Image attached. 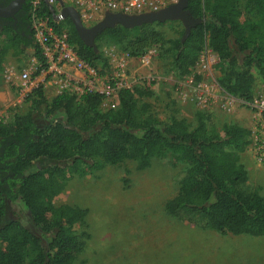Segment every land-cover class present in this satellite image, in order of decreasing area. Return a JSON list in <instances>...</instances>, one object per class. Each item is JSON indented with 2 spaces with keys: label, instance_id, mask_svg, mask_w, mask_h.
I'll use <instances>...</instances> for the list:
<instances>
[{
  "label": "trees",
  "instance_id": "16d2710c",
  "mask_svg": "<svg viewBox=\"0 0 264 264\" xmlns=\"http://www.w3.org/2000/svg\"><path fill=\"white\" fill-rule=\"evenodd\" d=\"M31 24L30 0L25 2ZM56 33L67 29L78 56L101 74L109 65L101 52L86 45L70 19L54 22ZM185 12L193 21L189 34L179 21L135 28L105 29L95 42L140 45L156 35V26L172 27L169 43L178 79L191 75L206 43L221 58L219 85L231 96L250 101L257 82H264V0H188ZM145 48L134 54L139 55ZM33 57L48 67L33 27L24 35L0 28V75L9 58ZM172 107L163 121L150 87L121 89L118 106L105 109L99 93L65 90L47 99L38 86L24 99L23 113L0 120V264H74L85 251L88 235L74 227L88 212L54 200L75 177L82 178L103 164L136 163L137 170L171 155L185 165L176 177L178 194L166 205L178 221L201 229L233 235L264 237V196L249 184L242 158L252 143L251 131L232 121L217 125L210 111L198 109L194 123L178 117L180 108L169 92ZM162 95L159 98H162ZM9 203H18L26 219H8Z\"/></svg>",
  "mask_w": 264,
  "mask_h": 264
},
{
  "label": "rangeland",
  "instance_id": "374dc122",
  "mask_svg": "<svg viewBox=\"0 0 264 264\" xmlns=\"http://www.w3.org/2000/svg\"><path fill=\"white\" fill-rule=\"evenodd\" d=\"M153 30L156 35L140 45L119 46L104 41L95 44L105 60L108 59L105 50L113 46L120 55L135 61L138 55L134 53L139 49L155 50L153 64L146 69V74L137 78L140 83H134V87L136 84V87H150L154 91V96L148 100L156 104L163 121L172 113V107L167 106L169 99L162 95L169 92L180 108L178 117L194 123L198 108L181 97L178 87L183 80L175 76L173 59L168 53V42L177 35L168 26H156ZM22 59V66L13 57L9 58L8 65L19 71H30L34 80L39 66L37 60L31 56ZM150 75L155 77V82L148 86L143 79ZM263 87L264 82L258 81L257 90ZM11 92L6 105H0V120L5 122L12 119L10 111L23 113L25 110L23 103H14L19 95ZM116 106L115 98L103 104L105 109ZM212 113L217 125L224 121L249 125L248 111L238 110L228 116L217 107ZM242 162L250 175L249 184L264 196V166L252 161L248 152ZM184 169L185 165L168 155L153 160L145 170H137L135 162L125 161L117 165L103 164L82 178L72 179L54 204L79 207L88 212L84 222L74 227L76 233L89 236L85 251L74 264H264V237L217 233L183 223L167 213V203L179 192L176 177ZM26 214L18 203H9L8 219L24 221Z\"/></svg>",
  "mask_w": 264,
  "mask_h": 264
},
{
  "label": "built area",
  "instance_id": "2783aa9c",
  "mask_svg": "<svg viewBox=\"0 0 264 264\" xmlns=\"http://www.w3.org/2000/svg\"><path fill=\"white\" fill-rule=\"evenodd\" d=\"M178 2L179 0H30L34 36L43 49L48 64L47 69L42 70L40 73H47L48 77L60 82L59 93L65 90L80 95L92 92L102 94L108 100L116 99L121 89L134 88V83L127 82L129 75L124 63L118 65V69L122 70L123 76H120L114 84H105L100 88L97 84L101 79L99 69L91 67L79 58L75 47L69 41L70 34L67 29L56 33L54 27L50 24V19L39 15L38 8L40 4H46L52 13L54 22L58 25L67 20L62 17L63 9L71 7L78 12L84 25L93 27L103 21L109 14L128 17L153 14ZM105 53L108 57L107 60L112 63H116L120 56L129 60L127 55H120L121 53H119L116 46L109 47L105 50ZM155 56V50L144 49L138 55L137 60L140 66L148 69L153 64ZM220 63L221 58L206 43L200 52L191 75L183 79L179 85L180 95L184 101H192L201 111L212 112L216 111L218 107V110L228 116L238 110L248 111L249 125L247 128L251 131L252 143L247 152L252 161L264 166V87L263 89H256L255 95L250 101L231 96L219 85L220 72L218 68ZM65 65L81 72L82 76L75 78L73 81H67L62 70ZM3 77L25 98L34 81L30 71H19L16 67L10 65L5 67ZM143 80V83L149 86L155 82V77L150 75Z\"/></svg>",
  "mask_w": 264,
  "mask_h": 264
},
{
  "label": "water",
  "instance_id": "95a60500",
  "mask_svg": "<svg viewBox=\"0 0 264 264\" xmlns=\"http://www.w3.org/2000/svg\"><path fill=\"white\" fill-rule=\"evenodd\" d=\"M188 0H179L175 5L168 7L158 13L139 15V16H124V15H113L109 14L105 17L103 21L91 28H86L83 24L78 12L71 7L63 9L62 17L64 19H70L80 38L83 42L94 48L98 52L97 46L95 44V39L99 34H101L105 29L112 28L117 25H122L125 28H135L141 27L147 24L153 23H165L167 21H176L180 20L183 22L186 28V34L188 35L193 21L189 18L188 14L185 12L187 7Z\"/></svg>",
  "mask_w": 264,
  "mask_h": 264
},
{
  "label": "crops",
  "instance_id": "0c3cea01",
  "mask_svg": "<svg viewBox=\"0 0 264 264\" xmlns=\"http://www.w3.org/2000/svg\"><path fill=\"white\" fill-rule=\"evenodd\" d=\"M126 65V70L131 71L127 82L130 83H140L137 78H140L143 74H146V69L140 66V63L138 61H135L134 59L126 60L123 56H120L116 63L108 62V66L105 68V71L103 74H101V79L97 82L98 86L102 88L105 84H114L117 82V80L122 75V70L118 69L119 64ZM6 66H9L8 63ZM141 68H140V67ZM139 67V68H138ZM63 72L65 73V79L67 81H73L75 78H78L82 76V73L73 69L70 66H63L62 68ZM145 70V71H144ZM100 71V69H99ZM141 71V72H140ZM101 73V72H100ZM47 73H39L38 76L34 78V81L31 84V87L27 91L26 97L32 92V90L38 86L43 87L44 94L47 99H52V97L59 93L60 91V82L56 81L55 79L48 77L46 75ZM124 80V78H123ZM135 84V86H136ZM75 87V86H74ZM11 91H15V94H18L19 97H16L14 99V103L20 104L24 102V95L21 93H18L16 89H14L10 84H8L3 77V74L0 75V105L4 106L6 105L7 97L9 96V93H12ZM24 97V98H23ZM107 101V99L104 100V103ZM116 102L118 104V96H116ZM236 118H239V115H236ZM250 178V175H249ZM264 186V184H263Z\"/></svg>",
  "mask_w": 264,
  "mask_h": 264
},
{
  "label": "flooded vegetation",
  "instance_id": "af4514ba",
  "mask_svg": "<svg viewBox=\"0 0 264 264\" xmlns=\"http://www.w3.org/2000/svg\"><path fill=\"white\" fill-rule=\"evenodd\" d=\"M26 0H0V28L11 27L22 35L33 27L26 17Z\"/></svg>",
  "mask_w": 264,
  "mask_h": 264
}]
</instances>
